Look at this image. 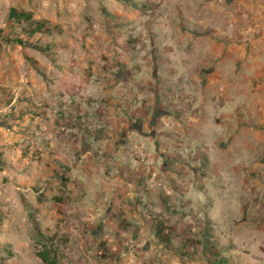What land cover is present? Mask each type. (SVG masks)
<instances>
[{
	"label": "rangeland",
	"instance_id": "374dc122",
	"mask_svg": "<svg viewBox=\"0 0 264 264\" xmlns=\"http://www.w3.org/2000/svg\"><path fill=\"white\" fill-rule=\"evenodd\" d=\"M132 1L0 0V264H264V0Z\"/></svg>",
	"mask_w": 264,
	"mask_h": 264
},
{
	"label": "trees",
	"instance_id": "16d2710c",
	"mask_svg": "<svg viewBox=\"0 0 264 264\" xmlns=\"http://www.w3.org/2000/svg\"><path fill=\"white\" fill-rule=\"evenodd\" d=\"M119 2H122L124 4H130L131 6H138L137 3H134L132 0H116ZM6 21H12L18 25L25 24L27 25V31L25 33L27 36H34L38 33H50L53 27L48 25V21L44 19H33V14L30 11H26L23 9H18L15 7L9 8L7 14H6ZM21 42V41H18ZM100 135V134H99ZM167 199H163V203H166ZM166 205V204H165ZM170 211V209H169ZM175 211H170V213H174ZM151 232L153 234L154 239L162 244L165 248L173 250L172 243H171V234L169 232V228L164 225V222L159 219H155L153 221V224L150 227ZM46 244H43L44 249L38 252V257L40 260L45 264H56V258L54 255V251H51V248H53V238H46L42 237ZM49 244V245H48ZM208 245V246H207ZM206 246L208 247V251L212 252L213 242L211 239V233L210 229L208 228V231L206 233ZM53 257H52V256Z\"/></svg>",
	"mask_w": 264,
	"mask_h": 264
}]
</instances>
